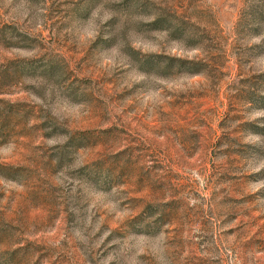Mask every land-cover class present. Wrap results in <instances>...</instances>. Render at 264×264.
I'll return each instance as SVG.
<instances>
[{"label": "rangeland", "instance_id": "374dc122", "mask_svg": "<svg viewBox=\"0 0 264 264\" xmlns=\"http://www.w3.org/2000/svg\"><path fill=\"white\" fill-rule=\"evenodd\" d=\"M259 2L0 0V264H264Z\"/></svg>", "mask_w": 264, "mask_h": 264}, {"label": "trees", "instance_id": "16d2710c", "mask_svg": "<svg viewBox=\"0 0 264 264\" xmlns=\"http://www.w3.org/2000/svg\"><path fill=\"white\" fill-rule=\"evenodd\" d=\"M251 15L255 30L264 33V0H260L258 5L252 7ZM172 66L170 65L168 68H172Z\"/></svg>", "mask_w": 264, "mask_h": 264}]
</instances>
